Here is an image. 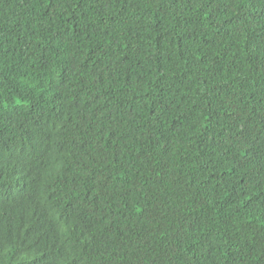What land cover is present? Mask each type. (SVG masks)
I'll return each mask as SVG.
<instances>
[{
    "label": "trees",
    "instance_id": "16d2710c",
    "mask_svg": "<svg viewBox=\"0 0 264 264\" xmlns=\"http://www.w3.org/2000/svg\"><path fill=\"white\" fill-rule=\"evenodd\" d=\"M0 264H264V0H0Z\"/></svg>",
    "mask_w": 264,
    "mask_h": 264
}]
</instances>
